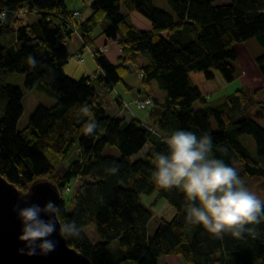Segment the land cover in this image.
I'll return each instance as SVG.
<instances>
[{
  "label": "trees",
  "instance_id": "obj_1",
  "mask_svg": "<svg viewBox=\"0 0 264 264\" xmlns=\"http://www.w3.org/2000/svg\"><path fill=\"white\" fill-rule=\"evenodd\" d=\"M21 1L0 0V8ZM218 1L166 0L167 10L153 0H92L89 15L76 20L83 44L93 42L91 32L103 19L109 22L102 30L106 37L121 34L117 63L94 51L92 57L102 73L95 72L93 77H71L62 69L72 55L61 42L70 33L65 18L71 10L64 0H27L29 6L37 8L35 20L16 27L0 21V39L7 32H15L12 44L0 41V174L23 191L37 178L54 182L61 195L57 204L60 222L75 221L81 229L78 238L66 242L91 264H119L122 260L158 264L165 254H178L187 264H264V223L256 226L255 236L214 239L202 226L186 223L182 193L165 191L151 180L154 153L166 152L167 148L150 129L161 136L182 129L198 137L210 134L213 156L235 167L251 191L260 189L258 186L264 191L260 158L264 156V84L251 92L237 88L217 105H210L188 76L192 70L202 71L209 78L211 69L217 68L229 81L234 67L228 60L236 57L229 47L233 42L254 37L264 47V0ZM122 7L141 12L150 20L151 28L135 27ZM54 9L57 11L52 13ZM30 55L38 61L35 69L27 62ZM139 55L145 60L138 65L143 85L155 79L166 91L161 103L147 94L152 99L150 124L129 116L130 103L112 89L118 82L131 88L123 76L129 70L127 63L136 64ZM256 59L264 74V53ZM11 73L24 74L26 88L39 86L56 98L50 106H35L20 129L17 121L23 112V95L17 85L6 81ZM195 100L201 107L191 106ZM84 107L98 123L92 136L83 133L89 119L82 111ZM242 133L253 137L256 154L239 141ZM75 143L77 157L61 176L55 175L54 163ZM144 144V154L131 159ZM107 146L118 153L103 154ZM112 165L118 166L117 174L106 171ZM77 176L84 181L74 194L72 210L66 212L61 192ZM141 193L152 196L149 205L140 202ZM260 198L264 199V193ZM160 199L168 200L175 212L169 220L161 218L149 235V206ZM89 224L94 225L99 237L94 242L84 232ZM112 242L116 243L115 252L108 250Z\"/></svg>",
  "mask_w": 264,
  "mask_h": 264
},
{
  "label": "clouds",
  "instance_id": "obj_2",
  "mask_svg": "<svg viewBox=\"0 0 264 264\" xmlns=\"http://www.w3.org/2000/svg\"><path fill=\"white\" fill-rule=\"evenodd\" d=\"M5 14L0 13V21ZM28 64L35 69L38 61L27 58ZM82 111L89 117L83 128L87 136L94 135L98 128L91 110ZM153 135L166 145V152L154 153L152 182L165 191L176 190L183 194L186 210V223L202 226L214 239H223L225 235L242 239L245 234H258L256 226L264 223V199L251 191L235 167L213 156V139L208 133L197 136L192 131L175 130L170 135L161 136L154 129ZM220 151L227 153L226 148ZM107 172L117 174L118 166L112 165ZM22 196L28 193H22ZM49 214L45 221L40 213ZM55 214V218H51ZM60 206L49 201L43 208L31 205L19 209L18 216L23 228L19 236L26 242V254L46 255L55 250V241L48 237L56 231L65 239L78 238L81 229L75 221L61 223ZM39 241V243H37Z\"/></svg>",
  "mask_w": 264,
  "mask_h": 264
},
{
  "label": "rangeland",
  "instance_id": "obj_3",
  "mask_svg": "<svg viewBox=\"0 0 264 264\" xmlns=\"http://www.w3.org/2000/svg\"><path fill=\"white\" fill-rule=\"evenodd\" d=\"M88 0H66V3L69 7L77 6L80 7L83 11L86 6ZM92 0H89V3ZM153 3L157 6L163 7L167 10H170L169 5L166 0H153ZM23 4V3H20ZM20 4H12V5H20ZM122 12L127 15L129 21L139 29H150L151 23L150 20L143 15L141 12L137 10H126L122 7ZM29 14H25L24 16H10L6 22L10 23L15 19L18 20V25L20 23L27 22L29 19ZM108 20H101L92 30L91 36L93 37V42L88 44L90 47H95L98 45H102L104 43H108V47L103 52L109 58V61L113 63L118 62V55L120 54V45L119 40L121 38L120 32H118L115 38L106 37L102 30L108 25ZM17 25V26H18ZM3 38H10L11 41L15 40V32L10 31L3 34ZM236 54L234 59H229L228 61L234 67L233 78L231 80H226L221 72L217 68H212L211 77L207 78L202 71H188V76L190 80L198 86V88L203 93L204 98L206 99V103L210 105H217L222 97L227 96L228 94L233 93L237 88H243L247 92H251L256 88L262 86L264 84V74L258 65L257 57L264 53V47L260 45L254 37L247 38L241 41H235L230 46ZM73 57V56H72ZM144 58L139 55L137 63L133 64L131 62L127 63L129 70L123 76L124 81L130 84L131 88L123 89V86L120 82L114 84L113 92L116 93H125L123 95L124 101L130 103L131 112L134 115H138L139 119L142 121H146L149 119V111L150 107L148 106L145 109L139 108L134 103V97L136 95H152L156 96L157 99L161 102L164 99L166 91L164 89H160L156 80L152 79L148 84L143 85L141 82V76L139 75L138 65L144 63ZM262 63L264 65V59H262ZM6 81L17 85L22 91V106H23V114L17 121V126L19 128L23 127L27 121L29 114L32 112L35 106L38 104H42L44 106H50L55 102V96L52 93L40 88L39 86H33L31 88H26L24 85V74L22 73H11L6 76ZM201 103L198 100L192 102L191 106L193 108L201 107ZM230 115L231 108L227 110ZM132 115V114H131ZM211 124L215 126V121L211 118ZM239 141L245 145V147L256 154V145L253 137L250 134L242 133L238 137ZM78 144L75 143L73 147L69 150V152L61 159L54 163V174L57 176H61L70 161L78 155ZM114 154L116 155L118 151L111 146L105 147L103 150V154ZM261 163L264 166V156H261ZM134 159V158H132ZM84 180L79 178L77 184H73V180H69L66 185L69 187V190H62V200L64 202L63 208L66 212H70L73 208V199L76 190H78L80 184ZM260 189L253 188L252 191L255 192L259 197L264 193L261 186H258ZM139 200L143 205H149L152 196L147 194H139ZM152 212V217L149 219L147 223V229L151 234L153 233L157 223L161 218L169 220L174 215V207L170 202H167L163 205L160 202H157L155 205L149 206ZM84 232L87 234L89 240L94 242L99 239L95 227L93 224L86 225L84 227ZM109 252L116 251V243L112 242L108 246ZM166 255V254H165ZM170 257H164L172 264H177L178 260H182L180 255L171 254L168 255ZM172 258H176L173 260ZM165 259H162L160 264L165 263ZM129 260H122L119 264H130ZM181 264V263H180ZM183 264V263H182Z\"/></svg>",
  "mask_w": 264,
  "mask_h": 264
},
{
  "label": "water",
  "instance_id": "obj_4",
  "mask_svg": "<svg viewBox=\"0 0 264 264\" xmlns=\"http://www.w3.org/2000/svg\"><path fill=\"white\" fill-rule=\"evenodd\" d=\"M21 192L28 194L22 196ZM60 199L59 188L47 178L33 180L23 191L0 174V264H91L85 255L67 244L59 234L58 223L56 231L48 237L55 241L54 251L42 255L37 249L35 255L26 254V242L19 239L23 228L19 209L33 204L43 208L49 201L57 205ZM49 218V214L40 213V219ZM51 218L54 219L55 214H51Z\"/></svg>",
  "mask_w": 264,
  "mask_h": 264
},
{
  "label": "crops",
  "instance_id": "obj_5",
  "mask_svg": "<svg viewBox=\"0 0 264 264\" xmlns=\"http://www.w3.org/2000/svg\"><path fill=\"white\" fill-rule=\"evenodd\" d=\"M27 0H22L21 2H26ZM228 0H219L218 2H227ZM91 2V1H90ZM64 5L66 6V8L67 9H69V10H73V9H75V10H79V20H82V19H84L85 17H87L88 15H89V13H90V7H89V5H90V3H89V0L87 1V3H85V6H86V8L82 11L81 10V8L80 7H77V6H73V7H69L68 5H67V3H66V0H64ZM30 16H29V19H28V22L29 21H33V20H35L36 18H37V15L36 14H32V13H30L29 14ZM10 23H12L13 24V27H16L17 25H18V20H16V21H14V22H10ZM0 41H1V43L3 44V45H10V44H12L14 41H11V39L10 38H3V36L1 37V39H0ZM64 44H65V47H66V49H67V51L70 53V54H72L73 52H75V51H77V50H81L82 49V47H83V41H82V39H81V37H79V36H77V35H75V34H69V36H68V38H67V40L64 42ZM106 56V55H105ZM107 57V56H106ZM107 59L109 60V58L107 57ZM134 64V63H133ZM128 67V66H127ZM62 69H63V71L67 74V75H69V76H71V77H79L80 75H91V74H93V73H102V71H101V69H99V68H97V66H96V63H95V61H94V59H93V57L92 56H90V55H88V54H85V58H84V60H82V61H78L77 59H75L74 57H69V59L62 65ZM129 69V68H128ZM139 73V72H138ZM140 75V74H139ZM126 82V81H125ZM127 83V82H126ZM128 85H130L129 83H127ZM123 89H127V88H125V87H123ZM119 94V96L122 98V99H124V97H123V95L125 94V93H118ZM149 95V94H148ZM136 96H141V95H136ZM150 96H152V95H150ZM135 98V97H134ZM158 102L159 103H161L159 100H158ZM130 112H131V108H130ZM129 112V116H132V117H137V118H139L138 117V115H134L133 113H130ZM22 114H23V112H22ZM22 114H21V116H22ZM132 114V115H131ZM20 116V117H21ZM19 117V118H20ZM152 120H151V117L149 116V119H146V121H143V122H145V123H147V124H150V122H151ZM17 128L18 129H20L18 126H17ZM147 148V144H144V146H143V148L140 150V151H138L137 153H134V154H132L131 155V159L132 158H137V157H139V156H142L143 154H144V151H145V149ZM158 202H160V203H162L163 205H165L167 202H169L168 200H166V199H160ZM155 205V204H154ZM147 234H151V232H149L148 231V229H147ZM168 255H171V254H166V255H163V256H161L160 258H159V260H158V264H160L161 263V261H162V259H165L164 257H170V256H168ZM181 257V256H180ZM173 260H176L177 261V259L176 258H172ZM182 259V258H181ZM177 264H187V263H185V261L182 259V260H178L177 262H176ZM164 264H172V263H170L168 260H166L165 259V263Z\"/></svg>",
  "mask_w": 264,
  "mask_h": 264
},
{
  "label": "built area",
  "instance_id": "obj_6",
  "mask_svg": "<svg viewBox=\"0 0 264 264\" xmlns=\"http://www.w3.org/2000/svg\"><path fill=\"white\" fill-rule=\"evenodd\" d=\"M57 10L54 9L52 11V13H55ZM37 12V8H35L34 6H29L28 3H23L20 5H8V6H4L0 8V13H4L5 14V19L1 22H6V20L10 17V16H24L25 14H30V13H36ZM79 16V11L78 10H71L70 13L67 14L66 18H65V22L66 25L69 29V34H75L79 37H81L80 32L78 30L77 27V18ZM68 34H65L62 38H61V42H65L68 38ZM108 43H104L102 45H98L95 48L89 47L88 45H84L83 48L81 50H77L75 51L72 56L77 59L78 61H82L85 58V54H88L90 56H93L94 51L98 50L100 52H103L106 50V48L108 47ZM140 76L142 75V72H139ZM90 77H93V75H90ZM135 103L137 104L138 107L140 108H146L147 106H149L150 104H152V99L150 96L144 95V96H135L134 98ZM125 106H128L127 102H124ZM79 180L78 177H75L74 182L76 183ZM68 189V187H67Z\"/></svg>",
  "mask_w": 264,
  "mask_h": 264
}]
</instances>
